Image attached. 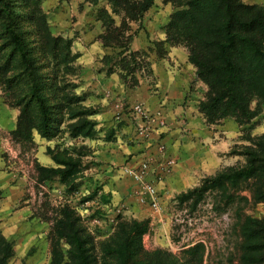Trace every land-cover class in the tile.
I'll return each instance as SVG.
<instances>
[{"label": "trees", "instance_id": "16d2710c", "mask_svg": "<svg viewBox=\"0 0 264 264\" xmlns=\"http://www.w3.org/2000/svg\"><path fill=\"white\" fill-rule=\"evenodd\" d=\"M155 0H109L110 11L99 9L97 20L104 29L99 40L105 48L117 50L104 58L109 65L108 75L118 71L120 79L129 88H137L140 78L152 75L149 54L134 51L132 45L137 31L131 24L140 22L153 7ZM179 8L165 29L160 58L168 47L183 46L189 62L196 68L197 81L207 90L198 110L207 124L217 125L233 119L245 126L255 119L264 105V8L249 5L243 0H165ZM98 5V0H93ZM115 17L120 19L118 25ZM38 26L43 52L53 45L54 61L61 43L70 57L72 41L54 38L44 30L42 21L32 20ZM74 59V57H73ZM74 62V61H73ZM73 62H64L69 66ZM116 69H118L116 71ZM145 72V73H144ZM53 84L57 75L46 77L37 65L32 47L18 25V16L12 0H0V81L2 92L14 94L20 109L17 129L11 134L31 142L30 130L36 129L48 137L54 124L52 108L81 112L68 114L78 125L70 126L73 134L83 135L84 125L90 124L76 94L71 98L63 92L47 96L44 92L48 79ZM20 83L21 88H17ZM56 91L62 92L55 82ZM53 101L56 104H53ZM70 101V102H69ZM7 103V102H6ZM11 106V105H9ZM84 125H80L81 118ZM73 127V128H72ZM76 129V130H74ZM74 130V131H73ZM26 132V133H25ZM50 139V138H48ZM249 146L231 148L229 155L241 156L244 164L225 168L205 176L193 189L180 193L176 200L180 208L190 213L197 211L207 199L212 201L215 213L232 214L236 237L235 253L229 264H264V216L256 217L249 211L264 205V135L248 139ZM58 168L35 163L36 183L45 186L58 180L68 186L79 167L67 153L53 154ZM68 193L70 191H67ZM97 194H95V197ZM94 197V198H95ZM92 198L91 200H93ZM55 216H40L53 224L52 264H204L207 247L199 242L185 245L181 256L157 250L149 252L143 246V237L150 233V220L121 222L117 233L101 242V258L96 255L94 240L87 232L78 212L69 204L54 209ZM62 244L69 250L64 252ZM13 243L0 234V264H7L14 256Z\"/></svg>", "mask_w": 264, "mask_h": 264}, {"label": "rangeland", "instance_id": "374dc122", "mask_svg": "<svg viewBox=\"0 0 264 264\" xmlns=\"http://www.w3.org/2000/svg\"><path fill=\"white\" fill-rule=\"evenodd\" d=\"M243 1L264 8V0ZM12 3L18 16V25L31 44L37 65L46 77L57 75L58 80L55 82L62 89V92L56 91L55 82L51 84L50 78L44 92L50 98L59 96L61 99H64L63 92L69 99H72L71 94H76L83 100L81 105L88 109L85 115L90 124L84 125L80 117V125H84L83 131H80L83 135L73 134L68 127L73 124L77 126L79 119L71 120L68 114L81 116V112L76 109L70 112L55 107L52 108L55 129L47 138L36 129L30 130L31 142L15 137L11 133H1L0 171L10 176V185L17 187L15 194L0 190V234L13 243L15 252L7 264H52L53 224L44 221L40 216L47 214L46 216L51 219L54 218V209L63 204L71 205L81 216L83 225L94 240L96 255L101 258V242L117 233L121 222L147 220L125 215L122 213L123 208L119 213L109 212L107 209L110 196L100 191L109 180L111 172L116 173L119 168L113 167L112 170L104 162L105 156L110 155L119 145L133 146L142 140L148 143L146 149L154 151L149 160L146 158L140 164L151 163L156 156L163 154L162 147H165L161 143L163 135L155 136L153 128L141 131L144 125L134 112L136 106L144 107L143 101L134 96L138 87L131 89L126 86L119 77L118 69L117 73L113 74L115 81L111 79L112 75L107 74L109 65L104 58L115 54L117 50L105 48L99 40L104 29L97 20V13L101 8L110 11L109 0H98L97 6L93 4V0H12ZM178 11L179 8L172 3L155 0L153 7L143 19L131 24L133 32L137 31L135 38L141 31L143 36L144 31L147 33L145 42L148 40L150 46L147 50L139 51H146L149 54V61L152 50L160 55L164 42L160 41L154 32L163 31L166 36L165 29L171 17ZM115 18L119 25L120 19ZM32 20L42 21L44 30H48L52 37L72 41L70 57L65 59L69 54L65 51L64 43H61L60 49L58 48L60 51L56 54L57 61H54L53 45L48 47L47 52H43L38 35L39 25L34 24ZM142 40L139 39L133 48L139 49ZM175 47L183 49L188 54L183 46ZM69 61L74 62L69 66L64 64ZM194 69L196 74V68ZM144 75L147 77L146 73ZM143 79L140 78L139 87L147 89L148 85ZM197 82L198 84H194V90L201 96L200 102L207 88L202 82ZM20 88L18 83L15 90ZM0 91L5 104L19 118L20 109L16 107L18 99H15L14 94L2 92L1 81ZM52 102L56 104L55 101ZM228 120L238 125L235 120L226 119L214 126L222 125ZM239 128L240 143L235 144L239 147L249 146L248 139L264 135V105L251 123ZM50 152L67 153L80 161L78 173L68 186L58 180L45 186L36 183V162L48 168H58ZM227 156L229 158L222 169L243 165L245 162L241 156L229 153ZM179 194L176 193L165 201L161 200V209L158 212L153 211L155 215L148 219L150 233L143 237L145 250L149 252L162 250L181 256L185 245L192 246L203 242L207 247L204 264H229L237 244L232 214L213 212L211 199H207L197 211L190 213L188 209L179 207L176 200ZM143 195L147 200L145 205L151 208L145 191ZM92 198L94 199L91 200ZM249 214L256 217L264 216V205L256 206ZM62 246L64 252L69 250L67 245Z\"/></svg>", "mask_w": 264, "mask_h": 264}, {"label": "crops", "instance_id": "0c3cea01", "mask_svg": "<svg viewBox=\"0 0 264 264\" xmlns=\"http://www.w3.org/2000/svg\"><path fill=\"white\" fill-rule=\"evenodd\" d=\"M141 31L135 38L134 51L147 50L150 46L147 33ZM150 33V32H149ZM160 41H165L163 31L154 32ZM145 37V38H144ZM142 40L139 49L133 48ZM152 75L143 80L148 87H138L134 96L144 103V110L164 120V127L154 126V135H163V154L150 161L152 175L148 180L159 177L158 190L161 200L186 192L199 185L202 178L213 175L226 165L227 154L235 144H239L240 128L233 122L222 125L207 124L198 110L201 96L195 92L196 74L189 63L188 54L181 48L168 47L166 55L160 58L155 50L150 52ZM111 79L115 81L112 75ZM17 129V114L3 101L0 91V135ZM0 143L1 137H0ZM148 143L140 140L133 146L119 145L104 162L110 168L117 167L116 173L102 186L100 193L110 196L109 212L131 215L136 219H149L153 210L145 205L144 190L131 175L133 168L148 158L154 149H146ZM156 151V150H155ZM174 162L171 170L165 171L167 162ZM141 165V164H140ZM2 163L0 161V167ZM1 170V169H0ZM123 177H120V175ZM157 175V176H156ZM8 174L0 171V190L17 193V187L9 184Z\"/></svg>", "mask_w": 264, "mask_h": 264}, {"label": "built area", "instance_id": "2783aa9c", "mask_svg": "<svg viewBox=\"0 0 264 264\" xmlns=\"http://www.w3.org/2000/svg\"><path fill=\"white\" fill-rule=\"evenodd\" d=\"M135 114L141 119V122L144 126H142L141 131L147 130V128H153L155 125H158L159 127H164V120L157 117L156 115L149 114L144 110L141 106H136L134 108ZM164 150V147H162ZM174 162L172 160H169L167 162V166L165 168V171L168 172V170H171ZM152 168L149 162H144L141 165H139L135 170L132 169L131 175L134 177V179L142 185L143 190L145 191L146 196L148 197L150 206L154 212H158L161 209V195L158 190V182H160V178L156 177L153 180H148V177L152 175ZM157 176V175H156ZM144 203L147 202V200H143Z\"/></svg>", "mask_w": 264, "mask_h": 264}]
</instances>
